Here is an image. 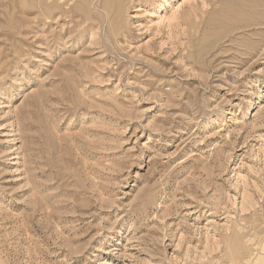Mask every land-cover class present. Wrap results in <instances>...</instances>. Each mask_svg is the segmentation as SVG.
I'll use <instances>...</instances> for the list:
<instances>
[{
    "label": "rangeland",
    "instance_id": "obj_1",
    "mask_svg": "<svg viewBox=\"0 0 264 264\" xmlns=\"http://www.w3.org/2000/svg\"><path fill=\"white\" fill-rule=\"evenodd\" d=\"M0 264H264V0H0Z\"/></svg>",
    "mask_w": 264,
    "mask_h": 264
},
{
    "label": "bare ground",
    "instance_id": "obj_2",
    "mask_svg": "<svg viewBox=\"0 0 264 264\" xmlns=\"http://www.w3.org/2000/svg\"><path fill=\"white\" fill-rule=\"evenodd\" d=\"M80 193V192H79ZM71 195V194H70ZM78 199H80V198H78ZM79 203V202H78Z\"/></svg>",
    "mask_w": 264,
    "mask_h": 264
}]
</instances>
